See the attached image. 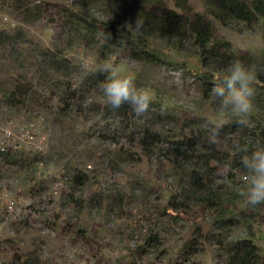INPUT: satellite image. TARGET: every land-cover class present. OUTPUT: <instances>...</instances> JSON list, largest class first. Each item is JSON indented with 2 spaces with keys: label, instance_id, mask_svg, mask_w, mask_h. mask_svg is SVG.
Returning a JSON list of instances; mask_svg holds the SVG:
<instances>
[{
  "label": "rangeland",
  "instance_id": "1",
  "mask_svg": "<svg viewBox=\"0 0 264 264\" xmlns=\"http://www.w3.org/2000/svg\"><path fill=\"white\" fill-rule=\"evenodd\" d=\"M187 3L163 0L184 21L204 17L206 49L192 34L140 35L153 53L142 60L131 39L87 35L76 22L94 17L136 35L129 0H0V124L32 121L44 137L43 151L18 153L27 160L0 159V264H227L222 243L244 238L264 260V205L239 195L245 153L233 148L264 145V19L222 20L204 0ZM237 59L254 76L244 126L217 116L211 95ZM106 63L151 90L143 117L96 94ZM18 81L32 86L19 103L8 97ZM214 118L225 124L213 143ZM228 216L237 221L225 225Z\"/></svg>",
  "mask_w": 264,
  "mask_h": 264
},
{
  "label": "trees",
  "instance_id": "2",
  "mask_svg": "<svg viewBox=\"0 0 264 264\" xmlns=\"http://www.w3.org/2000/svg\"><path fill=\"white\" fill-rule=\"evenodd\" d=\"M208 12L219 19H234L244 22H252L257 16L264 19V0H204ZM132 7L135 5L132 13L134 14L136 21H142L143 26L137 29V33L134 35L130 34L131 31H125L123 28L113 27L109 23H103V26L94 23V17L87 18L86 16L81 17L82 19L76 20L83 31L90 35L91 33H97L100 36L108 35L116 39L117 44L123 42L124 39H131L137 47L139 58L142 60H148L153 53L148 50H142L146 48L144 46L145 40L140 37H148L152 35H161L173 38H180L185 33L192 34L194 37L195 44L201 49L205 50L207 43L210 41L212 36V29L210 24L204 20V17L197 15L191 20L184 21L182 15L171 9L164 7L163 0H129ZM176 5L182 11L188 10V0H175ZM97 31V32H95ZM96 82V94L103 96L100 90V84L103 82V78L97 79ZM19 82V81H18ZM23 88V89H21ZM32 90V86L29 82H19L16 86V92H10L8 97L13 101V98H17L16 102H23L26 100V96ZM76 95V94H75ZM21 100V101H20ZM128 104L122 105L119 111L127 112ZM152 135H159L153 132ZM143 141V138H142ZM158 142V140H155ZM154 141V142H155ZM145 142V140L143 141ZM175 146L173 148L174 155L182 156V144L180 141H174ZM5 162H13L17 164V160L23 159L22 155H10L0 157ZM76 175H73L72 182L81 185L82 180ZM236 217L228 216L225 217V225L236 222ZM222 248L227 255V264H262L264 260L259 255L256 246L251 242L250 239L244 238L227 243H222Z\"/></svg>",
  "mask_w": 264,
  "mask_h": 264
},
{
  "label": "clouds",
  "instance_id": "3",
  "mask_svg": "<svg viewBox=\"0 0 264 264\" xmlns=\"http://www.w3.org/2000/svg\"><path fill=\"white\" fill-rule=\"evenodd\" d=\"M135 24L137 29L143 26L142 21H136ZM101 71L106 73L105 80L100 84L105 102L113 109H119L122 105L128 104L137 117H143L152 101L151 90L137 87L135 74L121 73L120 69L112 63L104 64ZM226 73L218 78V82L211 89V95L219 98L217 116L220 113L230 112L239 117L240 125H248V116L254 109L253 89L250 86L254 76L250 69L238 59L229 64ZM210 124L209 134L214 143L219 138L225 120L214 118ZM233 148L237 153H245L240 160L245 174L244 185L239 195L253 207L264 205V145H257L255 150L249 153L246 147L236 141ZM224 168L230 169V165L226 164ZM224 179L227 180L226 175Z\"/></svg>",
  "mask_w": 264,
  "mask_h": 264
},
{
  "label": "built area",
  "instance_id": "4",
  "mask_svg": "<svg viewBox=\"0 0 264 264\" xmlns=\"http://www.w3.org/2000/svg\"><path fill=\"white\" fill-rule=\"evenodd\" d=\"M23 148L43 151L44 137L39 135L37 124L28 122L17 127L12 121L0 124V157L18 154ZM14 200L6 202V208L11 210Z\"/></svg>",
  "mask_w": 264,
  "mask_h": 264
}]
</instances>
